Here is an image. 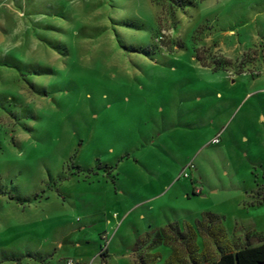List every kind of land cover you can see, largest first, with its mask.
<instances>
[{"label": "rangeland", "instance_id": "374dc122", "mask_svg": "<svg viewBox=\"0 0 264 264\" xmlns=\"http://www.w3.org/2000/svg\"><path fill=\"white\" fill-rule=\"evenodd\" d=\"M263 174L264 0H0V264L258 246Z\"/></svg>", "mask_w": 264, "mask_h": 264}, {"label": "trees", "instance_id": "16d2710c", "mask_svg": "<svg viewBox=\"0 0 264 264\" xmlns=\"http://www.w3.org/2000/svg\"><path fill=\"white\" fill-rule=\"evenodd\" d=\"M105 168L107 169L109 167L106 166ZM193 194L195 195L196 192L193 191ZM256 194L261 197L258 204H263L264 191L262 187L257 190ZM182 228V234L187 235L189 243H191L193 247L191 251L188 247L185 249L190 256H192L193 253L198 252L196 239L199 237L201 232H205L208 238L215 244L216 248L219 249L218 258L216 260L196 262V260L192 257L193 261H190L191 264H259L264 260V243L258 246H245L236 250L231 249L227 234L222 227L219 218L213 213H202L200 218L195 221V227H192L189 223H184ZM169 230H174L178 233V225L169 224L160 229L159 233H166ZM137 244L138 241H136L134 245ZM151 244H158V241L152 240ZM204 253L205 246H203V248L199 251V255H203ZM180 259L181 256L179 252L172 250L169 256L164 260L163 264H179Z\"/></svg>", "mask_w": 264, "mask_h": 264}, {"label": "built area", "instance_id": "2783aa9c", "mask_svg": "<svg viewBox=\"0 0 264 264\" xmlns=\"http://www.w3.org/2000/svg\"><path fill=\"white\" fill-rule=\"evenodd\" d=\"M218 143V138L216 137V138H214L213 140H212V144H217ZM186 176V170H184V177ZM63 264H84V263H81V262H78V261H75V260H73V259H71V258H68V259H66L65 261H64V263Z\"/></svg>", "mask_w": 264, "mask_h": 264}, {"label": "water", "instance_id": "95a60500", "mask_svg": "<svg viewBox=\"0 0 264 264\" xmlns=\"http://www.w3.org/2000/svg\"><path fill=\"white\" fill-rule=\"evenodd\" d=\"M259 264H264V260L262 262H260Z\"/></svg>", "mask_w": 264, "mask_h": 264}]
</instances>
